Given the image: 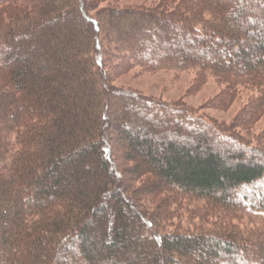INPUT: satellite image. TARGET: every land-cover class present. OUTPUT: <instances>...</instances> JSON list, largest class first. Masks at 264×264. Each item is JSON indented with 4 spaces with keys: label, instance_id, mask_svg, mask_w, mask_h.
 I'll return each mask as SVG.
<instances>
[{
    "label": "trees",
    "instance_id": "obj_1",
    "mask_svg": "<svg viewBox=\"0 0 264 264\" xmlns=\"http://www.w3.org/2000/svg\"><path fill=\"white\" fill-rule=\"evenodd\" d=\"M244 1L100 8L101 0H0V264H249L260 236L161 235L158 215L134 197L176 186L264 216V147L187 109L105 89L110 55L97 53L105 41L142 68L219 72L223 62L208 58L214 47L233 50L239 63L247 57L237 34L250 28ZM260 1L254 26L264 24ZM181 41L203 57L175 50ZM247 58L232 72L263 76L264 62ZM244 187L252 190L239 193ZM77 241L79 252L65 255Z\"/></svg>",
    "mask_w": 264,
    "mask_h": 264
},
{
    "label": "rangeland",
    "instance_id": "obj_2",
    "mask_svg": "<svg viewBox=\"0 0 264 264\" xmlns=\"http://www.w3.org/2000/svg\"><path fill=\"white\" fill-rule=\"evenodd\" d=\"M161 1L101 0L100 8L104 6L154 8L158 7ZM258 2L263 1H244L245 5L250 8L243 17L242 24L246 27L249 25L251 29L249 28L248 31L239 29L237 33L239 37L246 39L245 49L247 52L245 53L253 63L257 60L264 62V24L258 21L254 26L250 21V17L255 16L252 11L253 6L257 5ZM250 31H253V37L249 33ZM99 40H103V36ZM202 40L201 38L198 42L201 43ZM103 43L106 44L107 42L103 41ZM184 43L181 41L180 45L174 46V49L177 51L187 50L185 53L189 57H203L200 53L191 51V44L184 45ZM105 44L102 51L99 49L101 52H97L100 53L98 54L99 60L101 54L103 58L107 53L110 55L109 65L112 72L109 76L110 69L106 65L104 72L108 73L109 79H105L103 86L105 89L130 91L144 98H151L177 108L187 109L211 124L217 126L221 124L225 131L248 144L264 147V106L261 109L256 107L258 101L264 103V74L261 76L262 78H257L250 74L237 75V72H232L239 68L243 69L247 62L246 59H248L246 56L243 63H239L237 62L238 58L233 55V50H230L229 56H226L223 51L218 52V48L214 47L211 50L213 56L208 58L209 61L221 60L223 62L224 66L219 72L215 73L208 68L198 66L188 69L151 70L133 64L129 58L125 59L126 53L122 48L117 53L116 46ZM221 45V47L226 46L222 43ZM97 72L102 75L99 67ZM252 108L256 109L255 115H252ZM112 109L115 107L112 106ZM217 141L221 142L220 140ZM224 143H226L227 148L235 146L231 141ZM226 147L225 150H227ZM118 151L125 153L126 146H121ZM251 155V153L246 154V159ZM124 177L127 178L125 174ZM145 179L146 176H142L137 181L136 186ZM251 188L244 187L238 192L243 194L252 190ZM238 198H240V202H243L240 196ZM134 199L144 211L158 215V219L154 221L156 230L161 235L203 232L220 236L236 235L237 240L246 239L252 234L258 235L260 239L255 241L254 249H252L253 251L250 249L251 252H248L247 258H249V264L253 262L254 264H264L263 258H257V256L264 257V255L255 249L261 245L260 242H264V216L256 215L254 211L247 210L242 204L238 202L225 205L216 204L212 199L195 196L176 186L154 189L152 194L143 195L138 199L134 197ZM7 218H11V216ZM6 226L5 224L2 226L4 230L8 229ZM144 238L149 240L146 231H144ZM235 243L240 244L238 241ZM77 244L78 247L75 246L74 249L68 250L65 255L77 254L81 249L79 241ZM248 247H250L249 244ZM185 261L188 264H193V260L186 259ZM246 262V259L236 260L237 264H246Z\"/></svg>",
    "mask_w": 264,
    "mask_h": 264
}]
</instances>
